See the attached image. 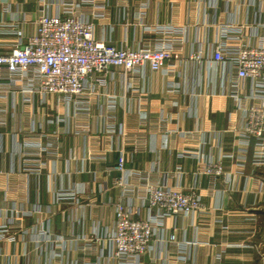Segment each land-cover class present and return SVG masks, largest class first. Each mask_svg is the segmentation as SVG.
I'll return each instance as SVG.
<instances>
[{
  "label": "crops",
  "instance_id": "crops-1",
  "mask_svg": "<svg viewBox=\"0 0 264 264\" xmlns=\"http://www.w3.org/2000/svg\"><path fill=\"white\" fill-rule=\"evenodd\" d=\"M141 1L109 0L106 18L96 28V38L111 45L135 47L143 38L153 37L149 28L158 24H175L189 27V35L199 27L201 36L212 40L218 24L234 19L248 25L260 24L258 30L264 34V7L257 1L247 7L243 0H218L217 7L212 8L208 6L209 0H148L144 17L136 21L134 18L142 10L139 8ZM38 3L40 1L0 0V43L16 42L17 32L10 29L15 17L16 30L25 34L35 30ZM6 4H10V11L5 10ZM23 11L28 22L21 19ZM175 62L177 69L170 76L164 70L149 69L139 75L129 74L133 88L125 96H122V70L112 67L114 78L109 79L108 85L100 92L116 96L117 132L109 134L105 131V119L97 115V101L101 96H92L89 131L86 134L65 133L60 123V157L54 162L43 154L39 160L44 165L38 171L27 170L24 166L27 160L38 161L36 157L17 154L23 142L18 129L33 125L38 132L43 130L42 127L51 132L55 126L50 123L42 126L38 115L44 113V119H55L57 113H64L70 106L58 101L55 95H48L45 104H40L37 95L34 104L27 105L22 102L20 92L14 98L10 92L0 100L2 106L8 107L7 128H1L0 135L3 148L0 220L4 210L8 212L11 207L27 209L39 202L51 210L54 190L59 187L80 184L86 192L79 196L80 204L70 199L57 203L51 216L47 212L26 216L28 232L18 233L14 242H1L0 264H48L47 258L54 248L52 242L43 241L37 253L34 250L37 240H45L34 231L41 225L50 228L56 236L70 231L87 234L95 221L101 228L111 227L114 223L112 209L103 204L109 197L117 196L118 189L112 185V177L119 172L109 168L116 164L123 149L125 166L129 170L151 173L152 180L167 175L169 183L174 184L180 167L183 171L178 174V179L183 189L187 190L196 183L207 207L221 206L228 214L222 223L216 221L219 216L216 211L182 220L183 229L175 231L177 243L167 245L172 256L170 264H264V167L252 170V145L247 150L239 148L244 117L237 101L228 94V77L222 76L220 69L207 62L190 61L185 66L178 58ZM170 81L179 84L178 93L167 90ZM244 85L245 90H249L250 81ZM141 97L145 99L141 101ZM245 103L250 105L252 101ZM31 109L32 116L23 115ZM144 113L148 119L143 126L140 117ZM121 126L125 136L120 132ZM212 128L219 132V136L213 138ZM196 130L198 135L195 137L185 135L187 131ZM205 133L209 139L204 146L205 152L212 154L214 159H222L230 180L226 182L224 175L219 176L215 182L216 194L215 191L211 193L210 177L198 173L201 168L198 160L181 156L185 149L200 147L201 135ZM124 137L135 140V143L124 144ZM41 139L46 141L44 135ZM103 154L106 160L90 158ZM153 164L157 171H152ZM258 179L263 180L262 192H259ZM91 193L97 202L95 206L88 204ZM146 215V210L142 209L139 216L145 218ZM174 225V218L165 219L166 234L173 231ZM184 240L196 243L186 247ZM153 248L159 249L157 240L153 241ZM37 254H40V260ZM218 254L221 256L219 261L216 259ZM180 255H187V260L178 261ZM96 257L92 254L88 259L94 261Z\"/></svg>",
  "mask_w": 264,
  "mask_h": 264
},
{
  "label": "built area",
  "instance_id": "built-area-1",
  "mask_svg": "<svg viewBox=\"0 0 264 264\" xmlns=\"http://www.w3.org/2000/svg\"><path fill=\"white\" fill-rule=\"evenodd\" d=\"M32 1H40L36 10L35 30L29 34L16 30L15 17L10 29L17 32L16 42L6 45L0 43V100L10 92L12 98L20 92L24 104L33 105L37 95L40 104H45L48 95H55L58 101L70 108L64 113H57L55 119H44V113L38 115L42 126L47 123L55 126L51 132L44 127L38 132L33 125L18 129L23 135V142L17 154L33 156L38 160H27L24 163L27 170H40L44 165L39 160L43 154L54 162L58 160L60 123L65 133L86 134L89 131L92 96H101L97 101V115L105 119V131L109 134L117 132L116 96L100 92L101 88L108 85L109 79L114 78L112 67L122 70V96H125L133 88L129 74L139 75L149 69L164 70L170 76L177 69V58L184 66L190 61L214 64L222 76L228 77V94L237 101L244 117L239 132L242 138L239 148L247 150L252 145V170L264 167V34L258 30L260 24L248 25L235 19L227 20L218 24L212 40L201 36L199 27L194 28L192 35H189L190 29L185 25L158 24L148 30L153 37L143 38L137 46H116L96 38V28L106 18L109 0ZM256 1L264 7V0H243V3L250 7ZM217 5L218 0H209V7L215 8ZM147 6L148 0L140 2L139 8L142 10L134 18L136 21L144 17ZM10 9V4H6L5 10ZM21 19L28 22L24 11ZM132 78L134 80L136 77ZM247 80L250 81L249 90H245ZM167 90L178 93L179 84L170 81ZM143 99L140 98L141 101ZM246 101L252 103L247 105ZM32 114V109L23 113L24 116ZM7 116L8 107L0 104V135L1 128H7ZM140 119L141 125H146L147 114H142ZM211 130L213 138L219 136L218 131ZM120 132L125 136L123 126ZM43 135L45 142L41 139ZM185 135L195 137L198 131H187ZM123 140L124 144L135 143V140L125 137ZM208 141L207 134H202L201 146L185 149L181 156L198 160L201 165L198 173L210 177L213 194L219 176L224 175L226 182L230 180L222 159H214L212 154L205 152L204 146ZM124 152L125 149L121 151L116 164L109 168L110 171L119 172V175L112 177V185L118 189L117 196L109 197L103 204L112 209L113 225L101 228L99 222L95 221L87 234L70 231L58 236L53 235L50 228L41 225L34 231L45 237V240H37L34 250L37 253L43 241L52 242L54 248L52 255L47 258L48 264H101L102 261L104 264H170L172 256L167 245L177 243L175 231L183 229L182 220L216 211L219 214L216 221L222 223L228 216L221 206L209 208L204 204L196 183L187 190L182 188L178 179V174L183 171L180 167L176 171L174 184L169 183L167 175L152 180L151 173L142 174L126 168ZM2 154L0 143V166ZM90 158L106 160L104 154L91 155ZM152 171H157L154 164ZM93 178H97L95 173ZM133 181L139 185L134 186ZM257 181H260L259 192H262L263 180ZM84 193L80 184L76 187H59L54 190L51 210L39 202L27 209L11 207L8 212L4 210L0 220V244L14 242L18 233L28 232L26 216L35 212H47L51 216L57 203L70 199L80 204L79 196ZM88 200L90 206L97 205L93 193L89 194ZM142 209L146 210L145 218L139 216ZM167 218L175 220L173 231L168 234L164 227ZM155 240L158 241V250L153 248ZM195 243L184 240L186 247ZM92 254L97 256L94 261L88 259ZM37 258L40 260V254H37ZM216 259L221 260V256L218 254ZM177 260L185 262L187 255H180Z\"/></svg>",
  "mask_w": 264,
  "mask_h": 264
}]
</instances>
